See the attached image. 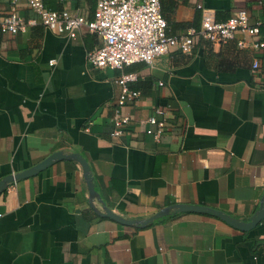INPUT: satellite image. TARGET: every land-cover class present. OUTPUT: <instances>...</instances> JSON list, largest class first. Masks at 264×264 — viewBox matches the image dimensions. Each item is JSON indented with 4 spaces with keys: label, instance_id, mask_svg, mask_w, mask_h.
<instances>
[{
    "label": "crops",
    "instance_id": "crops-1",
    "mask_svg": "<svg viewBox=\"0 0 264 264\" xmlns=\"http://www.w3.org/2000/svg\"><path fill=\"white\" fill-rule=\"evenodd\" d=\"M199 1L218 20L244 9L252 24L264 21V0H160L169 33L199 29ZM43 3L87 17L96 6ZM10 11V0H0V16ZM16 11L35 23L15 34L0 29V180L62 150L87 160L100 211L104 204L142 219L176 203L201 204L247 221L258 209L264 48L249 45L264 41V24L258 38L237 33L218 45L196 37L189 54L172 47L152 64L118 70L87 63V51L101 40L86 28L70 39L45 27L24 0ZM241 39L246 46L237 45ZM129 71L140 96L122 106L130 120L113 137L116 79ZM157 108L166 116L158 141L145 122ZM0 264H264V218L242 231L208 214L171 209L145 227L123 225L91 207L80 164L59 160L0 194Z\"/></svg>",
    "mask_w": 264,
    "mask_h": 264
},
{
    "label": "built area",
    "instance_id": "built-area-1",
    "mask_svg": "<svg viewBox=\"0 0 264 264\" xmlns=\"http://www.w3.org/2000/svg\"><path fill=\"white\" fill-rule=\"evenodd\" d=\"M20 0H10L11 11L0 16L2 32L15 34L25 28L26 24H34L35 20L27 22L17 14L16 7ZM40 17L41 23L48 29L75 39L83 28L95 34L101 44L86 53L87 63L95 68H111L122 70L135 62H152L172 47H179L184 53H191L195 47V38H201L213 44L225 45L235 39L237 33L258 36L264 21L251 23L246 10L240 9L225 20H218L212 9L206 8L199 1L196 9L201 12L199 29L187 28L178 34L168 32L167 21L164 18L160 0H96L92 17L69 9H48L43 0H24ZM73 1V0H65ZM258 38V37H257ZM239 47L246 46L241 39ZM255 49L264 48L263 40H252L250 45ZM55 63L54 59L49 65ZM254 61L252 68H257ZM137 80L136 72H121L116 82L120 93L116 101L114 113L110 118L113 129L111 135L117 137L124 131L130 117L122 112V106L132 99H138L140 92L129 86ZM159 116V117H158ZM149 127L146 133L158 141L166 124V116L161 108L145 120Z\"/></svg>",
    "mask_w": 264,
    "mask_h": 264
},
{
    "label": "water",
    "instance_id": "water-1",
    "mask_svg": "<svg viewBox=\"0 0 264 264\" xmlns=\"http://www.w3.org/2000/svg\"><path fill=\"white\" fill-rule=\"evenodd\" d=\"M59 160H74L78 162L82 168L83 177L86 182L88 193H89V203L91 207L101 216H106L108 218L113 219L114 221L128 226H137L139 228L145 227L149 223H152L154 220L165 216L170 213L171 209H174L179 212H194V213H203V214H211L230 226L240 229L242 231H248L254 228L262 219L264 218V192L262 194V198L260 200V204L258 209L249 217L247 221L238 219L226 212L213 208L211 206L201 205V204H185V203H176L172 206H166L156 211L152 215L137 219V218H127L118 213L110 210L106 205L103 204L102 211L94 205V199H100L98 192L94 188L93 176L90 171V166L87 160L77 152L66 153L62 150H58L41 160L40 162L34 164L33 166L26 168L20 172H16L13 174H8L4 176L0 180V194L2 191L8 186L9 183L26 178L29 176H33L40 171L44 170L51 164L59 161Z\"/></svg>",
    "mask_w": 264,
    "mask_h": 264
},
{
    "label": "trees",
    "instance_id": "trees-1",
    "mask_svg": "<svg viewBox=\"0 0 264 264\" xmlns=\"http://www.w3.org/2000/svg\"><path fill=\"white\" fill-rule=\"evenodd\" d=\"M208 215H211V214H208ZM211 216H213V215H211ZM215 217V216H214Z\"/></svg>",
    "mask_w": 264,
    "mask_h": 264
}]
</instances>
